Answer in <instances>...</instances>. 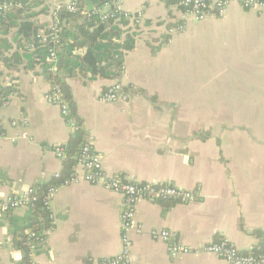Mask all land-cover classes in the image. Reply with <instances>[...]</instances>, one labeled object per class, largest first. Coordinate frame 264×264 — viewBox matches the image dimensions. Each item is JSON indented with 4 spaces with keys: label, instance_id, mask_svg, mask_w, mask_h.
Returning <instances> with one entry per match:
<instances>
[{
    "label": "crops",
    "instance_id": "0c3cea01",
    "mask_svg": "<svg viewBox=\"0 0 264 264\" xmlns=\"http://www.w3.org/2000/svg\"><path fill=\"white\" fill-rule=\"evenodd\" d=\"M71 1L44 0L39 8L47 10L34 19L48 28L54 7ZM122 8L142 13L139 23L120 24L135 47L117 78L66 79L77 114L109 173L194 196L139 202L132 263L229 264L209 252L173 256L153 229L171 230L195 249L228 238L241 251H263L264 12L233 2L225 17L196 21L163 0H123ZM33 50L8 19L0 24V198L53 182L63 170L55 148L74 133L45 97L51 82L43 64L30 63ZM118 81L129 100H99ZM124 204L101 185L58 184L54 220L32 264H100L118 255ZM35 217L41 221L18 207L0 218V264H27L20 244Z\"/></svg>",
    "mask_w": 264,
    "mask_h": 264
},
{
    "label": "built area",
    "instance_id": "2783aa9c",
    "mask_svg": "<svg viewBox=\"0 0 264 264\" xmlns=\"http://www.w3.org/2000/svg\"><path fill=\"white\" fill-rule=\"evenodd\" d=\"M78 1L72 0L68 4L58 3L54 7L52 12L53 23L49 27V31L41 30L37 35L41 44L48 43L49 41H59L60 28L58 26V11L63 7H67L70 11H76L79 9ZM163 1L166 2V0ZM122 2L123 0H113L112 4L108 5L106 11L101 10L95 13L100 14L103 21L114 18L139 23L142 18V13H133L124 10L122 8ZM233 2L239 3L246 9H256L264 12V0H175L174 4L183 11L184 18L192 17L196 21H203L211 16L225 17L230 4ZM14 6L15 4L12 1L0 0V16L10 11ZM83 13L91 14L87 10H84ZM181 27L182 25L178 28ZM50 53L51 59L55 60L56 50L50 48ZM45 97L49 103L61 109L67 124L73 129L74 133L79 130L80 126L76 121L68 118L69 105L63 99L62 88L59 85L51 86ZM99 100L103 102L128 101V89L121 82H115L100 94ZM12 140L16 141V137H13ZM55 151L59 157H64V147L62 145L57 146ZM77 165L82 168V171H74L70 177L62 182L63 185L87 181L91 184L101 185L108 190L120 193L124 197L125 204L122 211V251L114 257L103 259L100 264H133V239L131 233L135 229L139 232L142 231V227H138L135 222L138 204L141 200L172 198L181 202H188L194 197L192 191L177 187L173 184L139 183L121 175L109 173L104 167L103 155L96 150L91 136H87L81 148ZM56 176H59V174ZM57 190L58 186L52 185L40 197L37 188L34 186L22 194H13L0 198V218L15 208L30 207L40 199L42 207L49 212V219L54 220L52 200ZM151 236L154 239L164 241L168 246L169 253L173 256L194 252H209L216 254L229 264H264V251H241L228 238H221L218 241L208 243L200 249H195L180 242L176 233L168 229H153ZM43 239L44 237L41 233L35 230L29 231L28 246L31 250V255L39 248Z\"/></svg>",
    "mask_w": 264,
    "mask_h": 264
},
{
    "label": "trees",
    "instance_id": "16d2710c",
    "mask_svg": "<svg viewBox=\"0 0 264 264\" xmlns=\"http://www.w3.org/2000/svg\"><path fill=\"white\" fill-rule=\"evenodd\" d=\"M6 1L14 2L15 6L0 16V24L4 25L8 19L10 24L18 27V35L21 36V41L24 44L27 43L29 48L34 47L29 56L30 63L32 65L43 64L44 74L51 82V86L59 85L62 88L63 99L69 105L68 118L74 119L80 126L79 130L71 135L68 143L63 145L62 173H59V176H56V179L51 183L35 186L41 197L50 186H58L72 175L81 148L87 138L82 119L77 114L76 102L66 79L76 75L77 72L88 75L91 80L119 77L126 52L135 47V35L133 33L123 35L124 31L120 24H126L127 20L110 18L103 21L100 14L95 13L111 5L113 0H79L78 10L70 11L67 7H63L58 11L59 41L41 44L37 35L41 30L49 31V27L43 29L44 26L34 18L47 10L46 7L39 8L44 0ZM174 1L166 0V3L174 4ZM84 10L91 12V14H84ZM50 48L56 50L55 60L51 59ZM29 208L34 216H41V221L36 220V217L31 221V230L41 233L43 229L52 225L49 212L42 207L40 199ZM20 245L25 253L24 260L27 261V264H32L28 235L25 236Z\"/></svg>",
    "mask_w": 264,
    "mask_h": 264
}]
</instances>
